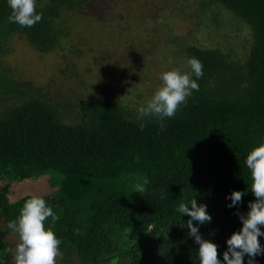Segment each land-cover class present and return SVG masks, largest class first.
I'll list each match as a JSON object with an SVG mask.
<instances>
[{
  "label": "trees",
  "instance_id": "1",
  "mask_svg": "<svg viewBox=\"0 0 264 264\" xmlns=\"http://www.w3.org/2000/svg\"><path fill=\"white\" fill-rule=\"evenodd\" d=\"M114 1L37 0L42 20L22 28L8 22L9 5L0 0V264H13L3 251L14 247L6 225L33 196L11 200L14 182L48 175L53 190L42 197L58 217L45 222L61 241L57 264H199L190 217L176 211L192 197L212 217L193 224L218 245L223 262L227 239L241 228L235 213L255 199L245 159L264 138V0H197L196 18L216 34L209 44L189 38L180 45L186 59L202 62L203 77L163 131L154 119L141 131L137 109L147 102H123L107 82L88 97L54 94L52 78L36 84L8 60L10 51L13 58L31 48L65 68L62 53L74 47L62 46L66 16L104 20ZM240 25L249 34L245 55L235 50ZM220 34L224 43L214 44ZM234 190L245 195L229 208ZM258 239L264 247V236ZM254 261L264 264V254Z\"/></svg>",
  "mask_w": 264,
  "mask_h": 264
},
{
  "label": "rangeland",
  "instance_id": "2",
  "mask_svg": "<svg viewBox=\"0 0 264 264\" xmlns=\"http://www.w3.org/2000/svg\"><path fill=\"white\" fill-rule=\"evenodd\" d=\"M114 3L115 12L110 11L104 20L83 13L66 16L67 33L62 46L74 47L62 53L67 59L65 68L50 62V55L31 48L15 53L20 56L13 58L10 51L8 60L16 64L14 68L22 78H31L36 84L47 86L52 78L54 94L74 92L88 97L97 93L93 91L95 86L98 90L107 82L120 100L140 104L151 98L161 83L159 77L163 71L173 68L190 71L187 59L180 54V45L190 39L201 45L209 44L216 34L196 18L197 0H117ZM224 11L232 14L226 8ZM222 34L216 36L214 44L224 43ZM234 34V37L239 34L238 44L234 41L231 44H236L237 53L245 55L249 46L247 27L240 25ZM175 37L179 42L174 41ZM23 60L26 62L20 63ZM31 62L37 65H30ZM52 190L48 175L26 179L12 183L10 199L24 194L44 196ZM9 238L15 247L17 237L10 235Z\"/></svg>",
  "mask_w": 264,
  "mask_h": 264
},
{
  "label": "clouds",
  "instance_id": "3",
  "mask_svg": "<svg viewBox=\"0 0 264 264\" xmlns=\"http://www.w3.org/2000/svg\"><path fill=\"white\" fill-rule=\"evenodd\" d=\"M7 3L10 8L7 17L9 23L31 28L43 18V12L37 11V0H7ZM186 66L190 71L173 68L160 74L161 83L147 103L137 109V119L144 121L140 123L141 131L146 122L153 119L163 131L164 121L177 114L180 106L192 96L193 90L199 91L197 80L203 77L202 62L195 57H189ZM245 166L250 172L251 193L255 199L248 202L246 213H235L241 222V228L227 239L223 262L218 258V245L202 238L199 227L193 224V221L198 222V225L211 221L212 217L206 211L207 205H198L195 197L180 200L176 211L190 217L186 227L189 230L188 235L199 245V264H244L245 255L249 257L248 264H255L254 257L264 254V247L258 239L264 236V231L261 230V226H264V138L248 152ZM138 191L143 192L145 189L141 187ZM244 195V192L232 191L226 197L231 201L227 207L238 206ZM165 198L162 194L161 199ZM49 218L52 224L58 219L53 208L42 196L33 195L25 200L18 217L6 225L17 237L15 247L3 250L5 254H11L13 264H57V258L62 257L61 241L50 225L46 227L45 222Z\"/></svg>",
  "mask_w": 264,
  "mask_h": 264
}]
</instances>
